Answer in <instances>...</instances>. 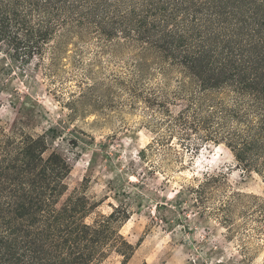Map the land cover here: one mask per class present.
Wrapping results in <instances>:
<instances>
[{
    "label": "trees",
    "instance_id": "1",
    "mask_svg": "<svg viewBox=\"0 0 264 264\" xmlns=\"http://www.w3.org/2000/svg\"><path fill=\"white\" fill-rule=\"evenodd\" d=\"M89 45L129 54L131 68L114 82L146 114L152 140L109 181L111 212L88 222L83 194L61 200L70 164L48 152L45 135L14 140L0 127V264H101L112 254L126 264L135 247L120 226L133 203L153 201L150 176L184 166L176 148L223 146L264 182V0H0V54L14 66L46 57L58 66L68 48ZM222 179L205 174L155 200L153 211L171 218L152 220L186 226L187 203L229 233L249 225L263 234L264 196L222 194Z\"/></svg>",
    "mask_w": 264,
    "mask_h": 264
},
{
    "label": "rangeland",
    "instance_id": "2",
    "mask_svg": "<svg viewBox=\"0 0 264 264\" xmlns=\"http://www.w3.org/2000/svg\"><path fill=\"white\" fill-rule=\"evenodd\" d=\"M63 56L58 66H51L46 57L43 64L33 61L18 68L0 54V127L14 140L45 135L48 152H57L70 164L67 192L61 200L74 192L83 194L91 207L86 221L91 222L111 212L116 201L109 181L136 161L152 134L146 114L131 105L114 82L131 68L127 51L89 45L70 47ZM90 84L96 90L81 98ZM176 149L184 166L173 163L166 179L159 172L150 176L146 183L153 201L144 202L141 209L133 203L130 218L120 226V233L135 247L126 264H264V233L253 226H239L229 233L214 218H198L187 203L186 226L152 220L154 215L171 218L164 209L153 211L155 200H173L176 191L195 186L205 174L223 177L222 194L264 196L261 178L239 168L223 146L208 144L193 154ZM122 260L112 254L101 264H122Z\"/></svg>",
    "mask_w": 264,
    "mask_h": 264
}]
</instances>
